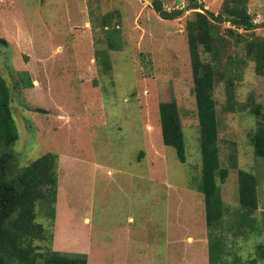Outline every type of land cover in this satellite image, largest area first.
Segmentation results:
<instances>
[{
  "label": "rangeland",
  "instance_id": "rangeland-1",
  "mask_svg": "<svg viewBox=\"0 0 264 264\" xmlns=\"http://www.w3.org/2000/svg\"><path fill=\"white\" fill-rule=\"evenodd\" d=\"M224 1L201 0L215 14ZM162 2L167 10L186 7L184 0ZM193 11L166 20L152 0H0V74L19 132L13 149L21 167L47 152L59 155L57 215L65 211L71 217L58 223V245L88 247L90 264H121L117 260L123 254H129L127 264H209L187 33ZM249 11L264 25V0H250ZM105 18L121 30L120 51L109 50ZM228 28V23L218 26L228 38L227 55L244 57V39L264 37V26L236 30L240 35ZM255 67L249 61L243 68L230 102L226 80L214 89L220 163L228 170L218 184L224 229L229 230V263L258 258L256 247L264 245V160L250 142L251 132L264 124V76ZM22 71L29 72L32 88L23 86ZM173 98L186 163L162 139L159 104ZM256 107L258 114L252 113ZM39 108L45 111H35ZM241 170L257 177L254 217L261 235L237 236L232 229L240 208ZM80 227L91 232V240ZM48 233L53 237L55 225ZM35 245L42 251L54 246L53 239Z\"/></svg>",
  "mask_w": 264,
  "mask_h": 264
},
{
  "label": "trees",
  "instance_id": "trees-1",
  "mask_svg": "<svg viewBox=\"0 0 264 264\" xmlns=\"http://www.w3.org/2000/svg\"><path fill=\"white\" fill-rule=\"evenodd\" d=\"M186 7L167 10L162 0H152L155 12L163 19L182 17L194 10V18L187 23L194 93L200 126L202 157V182L198 187L205 196L207 236L209 240V264H256L264 260V245H257L258 258L248 263L239 262L229 249L228 229H224L225 204L221 196L218 178L222 181L228 170L221 168L219 149V121L214 89L219 81L226 80L229 102L233 98L236 81L243 79V68L253 61L256 72L264 76V37L244 39V57L227 55L228 38L218 32L220 24L228 23V31H252L261 26L249 11L250 0H225L222 10L215 14L207 10L201 0H184ZM105 18L109 50L122 48L121 30L113 27ZM236 34L240 35L239 32ZM239 41V40H238ZM105 55L104 51L98 52ZM226 55V61L222 62ZM209 57V59L207 58ZM108 70L106 59L103 60ZM105 70V69H104ZM23 86L32 88L29 72H19ZM258 107L252 113L258 114ZM44 112L42 109H35ZM159 116L163 143L175 149L182 163H186V142L176 99L159 104ZM19 139L17 124L11 109L10 91L0 74V264H88V255L78 252L54 250L42 251L36 241L52 240L49 228L55 225L58 202L59 155L47 152L29 165L21 167L13 147ZM255 155L264 160V124L259 122L250 134ZM257 177L247 171H239L240 208L235 214L232 229L237 236L261 235L254 214L258 208ZM49 220L45 225L42 220ZM44 220V222H45Z\"/></svg>",
  "mask_w": 264,
  "mask_h": 264
},
{
  "label": "crops",
  "instance_id": "crops-1",
  "mask_svg": "<svg viewBox=\"0 0 264 264\" xmlns=\"http://www.w3.org/2000/svg\"><path fill=\"white\" fill-rule=\"evenodd\" d=\"M59 193V192H58ZM58 206H57V211H58ZM62 217H64V218H69V217H71V216H68L66 213H65V211H64V213L62 214ZM62 217L60 216V215H57L56 216V219H55V234H54V246H53V248H54V250H58V251H67V252H78V253H89V251L87 250L88 249V247H82V248H78V247H59V245H58V240H59V238H60V236H61V231H60V224H59V226H58V223H59V221H60V219H62ZM86 222H88L89 221V218H87L86 220H85ZM86 225V224H85ZM80 230H82V232L83 233H85L86 234V236H87V238H89L90 240H91V232L89 231V230H87L86 228H83V227H80L79 228ZM120 237H118V239H119ZM127 238H129V239H131L130 238V236H128L127 235ZM119 244H120V242H119ZM59 247V248H58ZM119 256H120V254H119ZM129 256V254H127V255H122V258H123V260H121V259H119V260H117V261H122L123 263H121V264H127L126 263V258ZM88 264H90V259H89V257H88ZM115 264H118L117 262L115 263ZM120 264V263H119Z\"/></svg>",
  "mask_w": 264,
  "mask_h": 264
},
{
  "label": "clouds",
  "instance_id": "clouds-1",
  "mask_svg": "<svg viewBox=\"0 0 264 264\" xmlns=\"http://www.w3.org/2000/svg\"><path fill=\"white\" fill-rule=\"evenodd\" d=\"M81 253V252H80Z\"/></svg>",
  "mask_w": 264,
  "mask_h": 264
}]
</instances>
